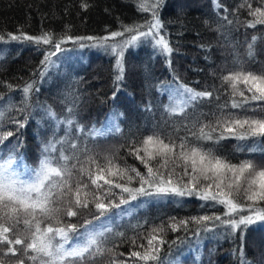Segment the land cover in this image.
Returning a JSON list of instances; mask_svg holds the SVG:
<instances>
[{"label": "trees", "instance_id": "16d2710c", "mask_svg": "<svg viewBox=\"0 0 264 264\" xmlns=\"http://www.w3.org/2000/svg\"><path fill=\"white\" fill-rule=\"evenodd\" d=\"M153 2L143 0L146 6ZM250 2L253 8L264 9L261 0ZM140 3L141 0H0V36L4 37L0 40V112L3 113L0 132L13 131L14 135L5 144L12 147L19 141V151L26 164L36 167L44 145L64 137L67 125L61 121L71 107L72 118L85 130L106 124L113 112L122 113L117 120L122 132L97 139L90 145L92 154H98L102 166L106 163L104 157L112 156L122 168L135 167L143 173L144 166L129 154L130 142L142 140L153 131L173 138L185 135L182 124L193 116H199L204 124H215V117L211 115L216 112L215 101L198 102V106L186 108L181 116L168 114L166 109L170 104L181 102L175 96L179 85L197 91L220 89L217 95L222 102L230 93L222 79L229 71L264 72V24L246 27V21L255 18L248 15L245 0H163L159 8L160 35L168 41L172 52L162 53L154 47L151 38L142 37L124 48L119 58L124 68L123 79L117 82L118 57L111 52L112 46H106V42L99 46L97 41L112 38L123 42L135 33L116 37L111 34L123 32L125 27L135 29L151 20V8L142 11ZM242 4L245 6L241 7ZM224 7L227 12L222 11ZM225 15L232 24L223 19ZM43 33H51L54 42L65 36L73 37L63 45L68 51L51 57L46 69L41 60L53 47L51 44L37 45L23 38L15 41L9 38V34L36 37ZM253 35L258 39L254 55L249 56L248 42ZM41 72L43 76L39 75ZM27 84H33V89L25 107L21 104L22 89ZM113 92H116L115 99ZM48 110L58 119L50 118L46 114ZM13 120L24 126L18 127ZM68 132V140L73 133L81 135L75 128ZM202 143L232 163L250 158L264 164V138L259 139L257 150L252 153L237 148L238 145L252 147V140L227 138L216 144ZM131 186H138V181L134 180ZM258 206L264 207V202ZM121 209L130 210V214L115 218L112 232L106 234L103 252L88 257L84 264H113L114 260H124L128 253L139 250L133 247L132 240L137 245H147L146 237L152 229L161 227L163 232L156 234L162 235L166 243L159 246L158 259L148 264H241L242 258L245 264H264V223L241 226L243 231H233L219 221L191 222V218L200 216L219 215L225 219L222 205L213 206V202L195 195L163 199L138 197L121 208L111 209L110 213H120ZM85 217L91 219L82 211L79 217L70 219L82 222ZM182 220L190 221L187 227L180 226L173 231L170 225H179ZM192 245L197 246L195 251ZM12 259L5 258V264H10Z\"/></svg>", "mask_w": 264, "mask_h": 264}, {"label": "snow or ice", "instance_id": "6c2138e0", "mask_svg": "<svg viewBox=\"0 0 264 264\" xmlns=\"http://www.w3.org/2000/svg\"><path fill=\"white\" fill-rule=\"evenodd\" d=\"M245 2L248 15L255 18L246 21V27L256 28L258 23L264 24V9L253 8L250 0ZM162 5L163 0H154L148 6L141 0L140 10L147 11L150 7L152 19L135 29L125 27L123 32L111 34L116 37L135 33L123 41L119 51L116 46L111 47L113 54L118 57L117 82L123 79L124 68L119 58L123 56L124 48L140 38L151 37L162 53L172 52L168 41L160 35L162 24L159 8ZM222 11L227 12L228 9L224 7ZM223 19L228 24L233 23L227 15ZM9 38L13 41L23 38L37 45L51 44L53 47L41 60L45 69L51 63V57L68 51L63 45L73 40V37L65 36L54 42L51 33L36 37L9 34ZM3 39L0 36V40ZM86 39L91 40L92 37ZM107 39L97 41V45L103 46ZM257 39L253 35L248 42L249 56L254 55ZM79 46L84 47L83 43ZM39 75L43 76L44 73ZM222 79L230 89L222 102L217 95L220 89L197 91L179 85L175 89V96L181 102L178 105L170 104L166 109L171 116H181L186 108L198 106V102L215 101L216 112L211 114L215 117L214 125L204 124L199 116H193L188 123L182 124L185 135L173 138L153 131L142 140L130 142L129 154L134 155L144 166L146 171L143 173L135 167L122 168L112 156H105L106 163L102 166L98 154H92L90 145L97 139L122 132L117 123L122 113L113 112L106 124L85 130L72 118L74 113L69 107V114L61 121L67 125L64 137L49 140L44 145L36 167L24 162L19 141L12 147L5 144L14 135L13 131L0 132V264H5V258L8 257L13 258L10 264H84L88 257L103 252L106 234L112 232L115 218L130 214L128 209H121L120 213H110V210L121 208V205L129 204L138 197L163 199L168 196L195 195L201 200L213 202V206L219 204L224 207L225 219L219 215L191 218V222L197 224L219 221L233 231H243L241 226L246 227L256 221L264 222V207L258 206L264 202V164H257L250 158L232 163L218 156L214 148H206L202 143L211 141L216 144L227 138L252 140V147L238 145V151L252 153L257 150L256 144L260 138H264V72L229 71ZM32 89L33 84H27L22 89L24 99L21 104L25 107ZM112 98H116V92H113ZM46 114L56 118L51 110ZM12 122L18 127L24 126L20 121ZM71 128L81 135L73 133L72 139L68 140V129ZM65 145L68 147L65 148ZM121 180L126 182L122 183ZM134 180L138 181L136 187L131 186ZM242 200L249 203H243ZM82 211H86L91 219L85 217L82 222H72L70 218L79 217ZM245 212L246 215L241 214ZM189 222L182 220L179 225L174 223L170 227L177 231L180 226L187 227ZM163 230L162 227L152 229L146 237L147 245H137L132 240L133 247L139 250L131 251L124 260H114L113 264H148L149 261L157 260L159 246L166 241L156 233ZM241 264H245L243 258Z\"/></svg>", "mask_w": 264, "mask_h": 264}, {"label": "rangeland", "instance_id": "374dc122", "mask_svg": "<svg viewBox=\"0 0 264 264\" xmlns=\"http://www.w3.org/2000/svg\"><path fill=\"white\" fill-rule=\"evenodd\" d=\"M215 1V0H214ZM148 38H151V37H148ZM112 38H108L107 39V41H106V46H108V47H111V46H116L117 47V51H119V48H120V46L122 45V43L123 42H116V41H113V40H111ZM140 39H142V38H140ZM152 39V38H151ZM152 41H153V44H154V47L156 46V44H155V40H153L152 39ZM156 48H158L159 49V47L158 46H156ZM160 50V49H159ZM112 52V51H111ZM113 53V52H112ZM112 117V115H110V117H109V119ZM101 126V125H100ZM99 126V127H100ZM98 127V128H99ZM153 200V199H152ZM259 223H264V222H262V221H256L255 223H254V225L255 224H259ZM225 225V224H224ZM193 246V249H194V251L196 250V248H197V246L196 245H192Z\"/></svg>", "mask_w": 264, "mask_h": 264}]
</instances>
